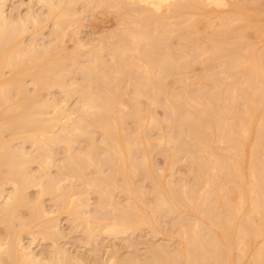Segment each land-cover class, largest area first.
Instances as JSON below:
<instances>
[{
    "label": "bare ground",
    "instance_id": "1",
    "mask_svg": "<svg viewBox=\"0 0 264 264\" xmlns=\"http://www.w3.org/2000/svg\"><path fill=\"white\" fill-rule=\"evenodd\" d=\"M8 1L0 0V264H264L262 0H30L16 16ZM82 2L116 8L122 27L83 41L70 31ZM196 65L206 69L199 82ZM55 89L62 97H49ZM149 125L161 129L156 142ZM181 160L196 168L193 183L174 178ZM61 213L89 238L157 233L166 213L184 219L173 249L90 263L62 245ZM38 238L49 251L34 250Z\"/></svg>",
    "mask_w": 264,
    "mask_h": 264
},
{
    "label": "rangeland",
    "instance_id": "2",
    "mask_svg": "<svg viewBox=\"0 0 264 264\" xmlns=\"http://www.w3.org/2000/svg\"><path fill=\"white\" fill-rule=\"evenodd\" d=\"M262 2L264 6V0H262ZM30 5H32L30 4V0H9L7 12L12 16H16L18 14L24 15ZM33 8L39 12L44 10V7L40 6L39 4L33 5ZM218 9L222 10L221 7H218ZM224 9H226V7H223V10ZM75 10L77 12V22L72 24L70 31L76 30L78 32L77 35L79 38H81L83 41H87L88 43L94 39L97 41L100 37L105 38L111 33L117 32L122 27L120 12L114 7H107L103 5L87 8L84 5V2H82L75 6ZM53 29V23L49 21L43 29L45 40L50 39ZM202 29L204 28L202 27ZM203 34L205 35L206 33ZM25 41L30 42V37H27ZM66 45L69 47V49H72L74 45L73 39L68 37L66 40ZM205 70L206 69L203 65H196V67H194V72L192 71V73L195 75L193 76L192 73L190 74H192L195 82L200 81L197 80L199 78H196L195 76L203 74ZM54 94L57 97H62V94L59 93V90L57 89H55L52 94H49V97H54ZM72 100L69 101L68 104H71ZM155 112V115L158 118H162L164 116V110L161 107H156ZM133 126L134 123L130 120L129 127ZM148 130L151 137H153L152 141L156 142V138L161 133V129L158 126L149 125ZM176 135H178V132H176ZM26 148L29 151L33 150L29 143L26 145ZM56 157L59 159V161L63 160L65 157V150L61 147L56 148ZM153 159L158 168H161L165 165V157L162 151H155L153 154ZM33 167L34 170H37L36 165H33ZM53 172L56 174V171ZM195 174L196 168L189 165L186 160L179 161L175 165L173 172L174 178L177 181H185L188 183L194 182ZM147 186L148 189H150V185L148 184ZM86 187L89 186L84 185L81 189L84 191ZM31 193L35 194V189H32ZM88 196L90 198L89 208L94 209L97 195L92 190H90ZM149 196L151 197V194L148 193V197L146 196L148 200ZM115 198L122 200L124 196L122 194L116 193ZM45 204L49 209H57L55 201L52 199H46ZM22 213L27 215V210L23 209ZM59 217L60 228L64 235L63 239H61L62 245L70 252L81 256L90 263H102L103 261L109 259L111 255L116 252L124 258H128L133 254H139L144 261H147L150 258L149 255L152 248L157 246H169L170 249H173L177 246V242L176 239L172 240L173 242H170L171 235L179 227L182 219H184L179 214L166 213L161 219V231L157 233H152L148 230H142L125 235L114 236L103 232L99 233L94 238H89L84 229L81 226L77 227V222H74L72 218L67 215V213H61ZM24 240L25 242H30V238L28 236ZM32 246L35 251L43 253H46L50 250L49 242L40 238L36 239Z\"/></svg>",
    "mask_w": 264,
    "mask_h": 264
}]
</instances>
